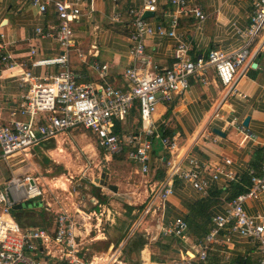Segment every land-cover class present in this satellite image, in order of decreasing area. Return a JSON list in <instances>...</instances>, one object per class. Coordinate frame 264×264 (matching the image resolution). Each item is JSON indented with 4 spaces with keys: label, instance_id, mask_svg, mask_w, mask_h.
I'll list each match as a JSON object with an SVG mask.
<instances>
[{
    "label": "crops",
    "instance_id": "0c3cea01",
    "mask_svg": "<svg viewBox=\"0 0 264 264\" xmlns=\"http://www.w3.org/2000/svg\"><path fill=\"white\" fill-rule=\"evenodd\" d=\"M190 3L201 7L206 14L205 19L195 16L181 18L179 29L184 33L190 46L191 58L206 55L213 48H220L230 53L245 44L246 39L237 28L244 29L250 24L254 12L251 0H190ZM141 6L142 0H87L80 19L74 23L78 50L73 51L70 58L71 66L81 75L82 82L103 81L98 72L92 68L93 62L98 61L109 65L105 81L123 89L130 87L123 74L134 60L129 30L132 19L130 9L141 8ZM172 10L173 7L168 0H159L158 11L145 19L155 28L159 26L170 28L168 14ZM58 24H60V18L53 4L48 6L44 14H41L39 8L32 5L29 0H0V35L5 34L4 40L17 63L12 68L8 67L2 61L0 53V118L2 121L9 122L13 118L28 120L29 118L28 115L18 111L29 89V84H20L19 76L27 71L40 76L57 70V66L38 65L34 61L53 58L62 52L55 38L41 37L37 32L38 27L48 30L49 26ZM34 46L39 48L38 55H30V50ZM145 48L161 67L171 66L175 49V41L172 37L156 32L147 38ZM237 89V94L231 93L229 88L222 84L215 70L210 68L206 82L197 76L191 77L187 91L175 97L172 103L159 104L155 118L159 135L167 132L177 137L179 144V150L176 153L177 161L181 160L183 166H189L187 160L192 156L198 158L199 162L205 164L208 169H213L229 158L232 160L229 167L236 172L238 182L243 178H250V185L246 190L248 191L251 186L250 170H259L264 149V29L251 44L248 62L237 72ZM247 119L248 122L245 125ZM233 120L243 126V129L231 125ZM118 127L120 130L140 131L138 108L132 111L128 120L119 121ZM80 129L82 128L42 142L32 150V156L34 152L39 151L47 153L48 159L55 160L54 153L63 152L65 144L69 143L67 139L70 140L72 133L81 131ZM88 131L95 136L92 131ZM157 138L152 152L151 172L147 177L144 176L146 178L138 195L123 191L121 186L115 183H109L106 187V180L98 177L94 178L93 183L101 185V188L97 186L90 188L88 185L83 187L82 184L74 192L77 195L80 192L82 201L74 204L85 209L98 208V203L111 205L117 214L113 217V221H106L109 223L106 224L105 240L107 227L115 226L119 220L124 221L128 218L131 222L126 232L127 236L125 233L120 243L125 240V237L127 240L133 237L132 235L142 226L146 243L140 250L142 253L140 264H173L175 261L181 262L180 264H196L194 256L200 238H203L204 234L206 236L211 230L215 216L227 213L239 186L235 188L230 181L213 178L211 171L208 170L205 173L208 181L205 192L196 189L184 179L174 178L173 192L165 201L164 207L158 209V213H148L144 216L145 204L152 188L160 187L166 181L167 162L172 157ZM96 140L97 138L92 146L99 156L102 154L107 163L112 166L116 164L121 170L124 167L132 168L135 173L143 176L140 164L131 159L126 151L108 154ZM55 141L56 146L50 143ZM122 154L126 155L128 161L118 163L116 160L124 159ZM23 159L18 156L11 162L0 161V185H4L11 175L24 173L30 169V167L25 169L23 163L26 160L22 161ZM18 163H21V166H17ZM58 165L61 164L58 163ZM67 177L55 176L50 181L55 186L54 183L59 185ZM43 179L45 180V177ZM38 180L40 182V177ZM112 186H116L117 190H114ZM135 186L139 185L135 184ZM64 189L70 191L68 184ZM138 202L141 203V207L137 206ZM114 203L119 206H114ZM74 204L71 209L59 208L51 212L50 203L45 204L43 200L44 206L36 210L39 211L40 220L35 218L34 221L23 219L24 215L34 211L28 212L29 210L24 209L23 206L14 210H17L18 219L23 227H48L52 226L56 213L63 210L72 211ZM243 206L249 215L264 216V194L259 199L246 200ZM193 208L198 209L195 211ZM179 217L190 222L187 239L173 233L160 232L162 222L168 224ZM27 222L44 223L37 225V223ZM98 241L93 243V251H95L94 244ZM111 245L116 244L111 243L109 247ZM186 257L189 258V262H182L181 258ZM260 259L261 253L255 242L223 230L218 240L212 244L206 264H259Z\"/></svg>",
    "mask_w": 264,
    "mask_h": 264
},
{
    "label": "built area",
    "instance_id": "2783aa9c",
    "mask_svg": "<svg viewBox=\"0 0 264 264\" xmlns=\"http://www.w3.org/2000/svg\"><path fill=\"white\" fill-rule=\"evenodd\" d=\"M29 1L39 8L41 14L47 11L49 5L55 6L60 24L51 25L48 30L38 27L37 32L41 37L55 38L62 52L53 58L34 61L38 65L57 66L56 71L40 76L27 71L19 76L20 84H29V89L18 111L29 118H13L9 122L0 118V161H7L15 154L22 155L24 161L32 156V150L42 142L83 127L95 134L99 146L106 153L126 151L131 159L140 164L143 176H148L151 172L154 142L158 137L172 157L167 162L166 181L160 187L152 188L145 204L144 216L158 213V209L164 207L173 192L174 178L184 179L204 192L208 188L205 178L207 170L211 171L215 179L237 180L236 172L229 167L232 162L229 158L213 169H208L192 156L187 160L189 166H183L181 160L177 161V137L171 134L159 135L155 114L159 104L172 103L175 97L187 91L191 77L197 76L206 82L210 68L215 70L231 93H238L237 72L248 62L251 44L264 29V0H251L254 12L250 24L244 29L237 28L246 39L241 48L230 53L213 48L206 55L194 59L189 55L190 46L179 26L182 17L205 19L206 14L202 8L193 6L190 0H168L173 7L168 14L170 28H155L143 17V13L157 12L159 0H142L141 8L130 9L132 19L129 30L134 60L123 72L130 85L124 89L105 81L109 69L107 63L94 61L92 64L102 82H82L81 75L71 66V53L78 50L74 23L80 19L87 0ZM156 32L168 35L175 41L171 66L161 67L153 55L146 51L147 38ZM4 38L5 34L1 33V59L12 68L17 63ZM38 54L39 48L32 47L30 55ZM135 107L140 113L141 130H120L118 122L128 120ZM231 125L243 129L236 120ZM250 174L249 190L231 201L225 215L213 218L211 230L197 244L194 256L196 264L207 263L209 249L223 230L255 242L261 253L259 264H264V216L249 215L243 206L246 200L259 199L264 194V149L259 170L251 169ZM38 179V176L27 171L13 174L4 185H0V264H125L119 260L121 244L111 245L109 252H96L92 248L95 241L106 238V224L109 223L106 221H113L117 214L111 205L98 203V208L85 209L74 204V210L56 213L52 226L23 227L12 213L17 204L16 196L20 195L24 202L43 197L45 191ZM72 179L70 175L60 183L70 184L73 183ZM73 190H78L77 185L73 186ZM187 231L188 223L181 217L168 224L162 222L160 226L161 233H173L183 239H187ZM181 261L189 262V258H181ZM180 263L175 261L173 264Z\"/></svg>",
    "mask_w": 264,
    "mask_h": 264
},
{
    "label": "rangeland",
    "instance_id": "374dc122",
    "mask_svg": "<svg viewBox=\"0 0 264 264\" xmlns=\"http://www.w3.org/2000/svg\"><path fill=\"white\" fill-rule=\"evenodd\" d=\"M82 128L80 129L81 131H77L72 133L73 135L70 136L69 143L65 144V149L63 152H55V162L51 160L50 158L48 159L47 153L44 152H34V155L32 158L28 160H24L25 162L23 163L25 165V169L29 168L28 172H31L35 176L40 177V182L42 188L45 190V196L42 198L38 199H33L29 200L27 202L22 201L20 198V195H17V201L16 203H22L23 208L30 211H34L33 213H27V215L23 216V219L27 221H34L35 218L37 220H40L39 217V208L43 207V200L44 203H50L51 205V212H55L59 208H72V204L76 203L77 201H82V195L78 193L76 195L73 191V186L77 185V187L82 186L85 187V185H88L90 188L92 186H97L101 188V185H95L93 183L94 178H102L106 180L105 184L108 187L109 183L112 184H118L121 186L123 191L127 192H133V195H138L141 191L142 184L144 179L147 177L142 176L139 173H135V171L131 169H127V167H124L122 170L121 168L114 164L107 163L103 157L102 154L100 156L98 155L97 150L94 149L92 146V143L95 144V137L91 132L88 130H83L85 128L83 127H77L75 129ZM70 135V134H69ZM98 141V139L96 140ZM53 143L56 146V141L55 142H50ZM52 144V145H53ZM124 155V159H118L116 161H128L127 158ZM19 154H15L11 156V159L9 162H11L12 159L18 157ZM22 157V155H21ZM57 162V163H56ZM60 163L61 165H58ZM113 163V162H112ZM17 166H21V163H18ZM117 167V168H116ZM16 168V167H15ZM73 176V183L68 184V189L67 184H62L59 183V185H52V182L50 179L52 177H67V176ZM12 176V175H11ZM45 177V180L43 179ZM148 179V178H147ZM49 181V182H48ZM96 182V181H95ZM135 184H138L139 186H135ZM142 185V186H141ZM59 186V187H57ZM43 199V200H42ZM147 200V198L145 197ZM140 202V201H139ZM137 204L138 207H141V203ZM114 206H119L117 203H114ZM120 206H122L120 204ZM14 208L12 209V211ZM17 211V210H15ZM13 213V212H12ZM27 223H37V225H42L44 222H27ZM125 226L126 228L124 231L128 232L129 226H131V222H129V219H124V221L117 222L115 226H108L107 227V239L98 241L95 243V247L98 250H94L101 252H109V247L107 248V244L110 241L111 238H114L116 235L120 234L119 231H117L118 227ZM142 233L143 234V229L142 226L138 228V231L135 233ZM127 236V233H126ZM133 239L127 240L125 237V240L121 242V247H122V253L119 257V260L124 262L125 264H136L138 261L142 260L141 258V252L138 253V255L135 252H126L124 251L125 244L128 241L133 242V240L136 238V235H132ZM106 249V250H105ZM116 264V263H115Z\"/></svg>",
    "mask_w": 264,
    "mask_h": 264
},
{
    "label": "trees",
    "instance_id": "16d2710c",
    "mask_svg": "<svg viewBox=\"0 0 264 264\" xmlns=\"http://www.w3.org/2000/svg\"><path fill=\"white\" fill-rule=\"evenodd\" d=\"M137 109L136 107L133 109V111ZM167 134V132H164ZM251 177V175H250ZM249 179L250 178H243L241 179L239 182L237 180V182H234V181H230L234 184L235 188H237L239 186V190L236 191L235 193V197H237L238 195H240L241 193L245 192L247 190V186L250 185V182H249ZM231 183V184H232ZM195 209V211L198 209V208H193ZM13 215L15 216V218L20 222V220L18 219V215H17V211L13 210ZM21 223V222H20ZM188 223V221H187ZM22 224V223H21ZM190 226V222L188 223V228ZM126 227L125 226H121V227H118L117 228V231L120 232V234L116 235L114 238H111L110 241L108 242L107 244V248L109 247V245L111 243H115L116 245L120 243V239H122V237L124 236V234L126 233V231H124ZM136 235V238L133 240V242L131 241H128L126 244H125V248H124V251L130 253V252H135L136 254L140 253V250L144 247L145 243H146V239L144 237V235L142 233H137V234H134ZM203 238H200L199 242H202V240L204 239L205 237V234L204 236H202ZM129 239H133L132 237L129 238ZM95 250H98L96 247H94ZM210 250V249H209ZM136 264H140V261H138Z\"/></svg>",
    "mask_w": 264,
    "mask_h": 264
},
{
    "label": "water",
    "instance_id": "95a60500",
    "mask_svg": "<svg viewBox=\"0 0 264 264\" xmlns=\"http://www.w3.org/2000/svg\"><path fill=\"white\" fill-rule=\"evenodd\" d=\"M153 13H154V12H152V11H145L144 14H143V17L146 18V17H148V16H151ZM247 122H248V119L245 121V125L247 124ZM112 188H113L114 190H117V187H116V186H112ZM22 206H23L22 203H18V204H16V205L14 206V209L20 208V207H22Z\"/></svg>",
    "mask_w": 264,
    "mask_h": 264
}]
</instances>
